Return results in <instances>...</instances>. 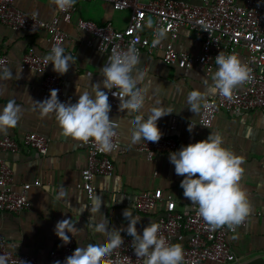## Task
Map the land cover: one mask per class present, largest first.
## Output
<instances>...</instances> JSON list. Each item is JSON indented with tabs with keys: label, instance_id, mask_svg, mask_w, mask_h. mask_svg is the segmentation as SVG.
<instances>
[{
	"label": "crops",
	"instance_id": "obj_1",
	"mask_svg": "<svg viewBox=\"0 0 264 264\" xmlns=\"http://www.w3.org/2000/svg\"><path fill=\"white\" fill-rule=\"evenodd\" d=\"M148 1V0H143ZM199 3L202 0H188ZM20 9L36 13L45 20H53L58 15L53 0H15ZM77 16L95 20L98 23H113L125 28L131 17L130 9H116L106 0H85L78 3ZM61 27L67 32L65 54L72 56L73 65L62 75L65 77L66 94L58 96L61 102L75 103L79 99L76 88L93 92V87L102 83V67L107 63L109 52L101 51L97 41L86 29L80 27L76 19H62ZM171 36L163 39L167 42ZM175 46L179 50L199 54L202 43L188 27H183L176 37ZM50 34L47 30H28L17 28L0 21V53L11 58L9 69L11 78L0 79V112L10 100H14L22 109L17 127L9 129L0 136L12 135L22 139L29 131H38L50 138L46 155L34 149L23 148L19 151H0V157L7 160L14 172V185L20 189L24 183H31L28 196L32 209L20 213L0 211V233L8 240L9 248L17 253L36 256L40 261L53 263L51 250L59 246L62 240L55 234L58 221L71 219L78 228L76 239L79 247L103 244L105 234L97 233L92 227L104 217L109 230L126 229L129 220L123 215L129 209L134 216L140 217L137 223L138 233L150 222H155L166 208V200L160 201L151 212L138 211L133 203L134 197L144 190H162L171 195L179 210L190 208L193 204L184 197L180 187L183 176L175 173L170 163V153H161L152 159L138 149V143L131 141L133 120L137 115L147 119L153 107L172 108V114L160 118L157 122L162 136L173 137L183 144L196 143L207 139L211 132L219 133L223 146L236 155L243 157L244 173L240 181L250 203V218L246 225L240 226L231 235L232 246L240 263L256 256H264V110L253 109L239 113L220 111L211 126L200 123L203 103L199 113L189 109L187 97L193 90L200 91L207 98L210 91L212 74L200 64L181 67L167 63L162 51L151 53L144 50L140 55L137 70L144 74L142 87L148 89L145 107L139 113L120 110L113 114L120 120V141L123 150L113 156L115 173L99 174L95 177L97 187L92 201L86 191L79 186L82 169L88 164V149L83 142L62 134L55 114L44 116L33 101H43V74L21 64L23 54L32 49L37 53L50 54ZM50 63L49 70L53 71ZM22 69V70H21ZM56 73V72H55ZM3 73H0L2 75ZM207 81V84L205 83ZM195 126L188 131L189 124ZM47 188L48 191H44ZM64 191L66 196L57 198ZM100 197V211L93 213V202ZM121 235H127L126 230ZM189 239L187 232L175 237L176 244L185 245ZM201 264H223L206 259ZM234 264V263H233Z\"/></svg>",
	"mask_w": 264,
	"mask_h": 264
},
{
	"label": "built area",
	"instance_id": "obj_2",
	"mask_svg": "<svg viewBox=\"0 0 264 264\" xmlns=\"http://www.w3.org/2000/svg\"><path fill=\"white\" fill-rule=\"evenodd\" d=\"M85 0H76L72 8L67 11L58 10L53 20H45L36 13H28L16 6L15 0H0V21L4 24L24 28L32 31L45 29L50 34V48L61 46L65 50L67 32L61 27V20L76 19L78 25L92 34L101 51L112 52L116 47L125 51L134 45L140 57L144 50L151 53L162 51L163 59L172 65L191 67L194 64L203 65L210 74H214L218 66L215 58L220 53L236 54L250 69L252 79L234 90L231 99L218 94H211L207 99V107L202 108L200 123L211 126L220 111L239 113L246 110H264V0H202L199 3L188 0H106L116 9H130V22L125 28H118L113 23H98L93 19L77 16L78 3ZM152 23L149 25L148 21ZM160 27L167 29L171 39L163 40L154 45L153 40ZM183 27H188L202 43V51L194 54L179 50L175 46V39ZM45 54L30 49L26 51L21 64L43 74L42 89L44 98H50L53 89L58 90V96L66 94L65 77L49 70L45 62ZM11 58L6 53H0V73L9 69ZM108 92L112 111L110 119L115 122V136L113 137L114 150L104 153L98 150L94 142L84 143L88 149V164L82 169V187L89 200L92 201L97 187L95 177L99 174L113 175L115 162L113 156L122 151L120 141V120L113 114L118 112L119 97L112 95L118 89H104ZM194 124V122H191ZM190 123V124H191ZM50 138L38 131L27 132L22 139L12 135L0 136V151H19L23 148L34 149L41 155L49 151ZM187 144L180 143L173 137L162 136L159 142L142 140L138 149L149 159L161 153H172L180 150ZM14 172L9 163L0 157V211L20 213L32 209V202L28 196L31 183H24L20 189L14 185ZM166 200V208L159 215L156 223L160 225V234L168 244H176L175 237L181 232H187L189 239L184 249L183 264H201L206 259H212L223 264H238L240 259L235 252L231 235L240 226H224L212 230L198 215L197 205L188 209L179 210L177 201L166 196L160 190H144L139 192L133 200L138 211L151 212L160 201ZM124 244L113 250L105 258L103 264H143V258L135 255L132 247V237L122 235ZM71 242L54 247L50 254L53 263L40 261L36 256L12 251L8 246L7 238L0 233V256L6 258L7 264H55L73 254L79 247L75 238Z\"/></svg>",
	"mask_w": 264,
	"mask_h": 264
},
{
	"label": "clouds",
	"instance_id": "obj_3",
	"mask_svg": "<svg viewBox=\"0 0 264 264\" xmlns=\"http://www.w3.org/2000/svg\"><path fill=\"white\" fill-rule=\"evenodd\" d=\"M60 11H67L74 6L76 0H53ZM151 20L148 21L150 25ZM167 37V29L160 27L155 35L153 44H159ZM45 62L54 66L53 71L59 75L66 74L73 65L72 56L65 54L61 46H53L50 54L44 57ZM140 57L134 45L125 51L112 49L107 63L102 67L103 85L97 83L93 92L82 91L76 88L79 94L77 102L64 103L58 99V90L50 92V98L43 101H33L47 116L55 114L62 134L65 137L88 143L94 142L98 150L109 153L114 150L113 137L115 136V122L110 119L112 111L109 95L104 89H118L112 95L119 97L120 110L130 113H139L145 107L148 89L142 87L144 74L137 70ZM217 70L212 76L210 91L223 98L231 99L234 90L252 79L251 69L236 54L220 52L215 58ZM22 70V69H21ZM11 70H5L0 79L11 78ZM207 84V81H205ZM189 109L194 114L199 113L201 104L207 107V99L200 91L193 90L187 97ZM21 107L10 100L0 112V132H7L17 127L21 118ZM172 108L153 107L147 119L137 115L133 120L131 129L132 143L141 140L159 142L162 133L157 126L160 118L172 114ZM195 124H189L191 132ZM170 163L175 166V173L183 176L180 187L185 198L191 204L197 205L198 215L205 221L210 229L215 230L227 226L234 228L242 225L250 213V203L240 181L244 168V159L223 146V138L219 133L211 132L207 139L188 144L176 152L170 153ZM44 191H48L47 188ZM67 193L61 191L60 197ZM102 201L96 197L92 212L100 211ZM129 220L126 229L109 230L107 218L92 225L94 231L105 234L107 239L103 244L89 243L84 247H77L73 254L66 257L63 264H103L106 257L113 250L124 244L122 231L132 237V247L138 258H143V264H183L184 249L180 244H168L160 234V225L156 222L143 229L142 235L138 233L137 223L140 217L134 216L129 209L123 213ZM78 228L71 219L57 222L54 232L64 244L71 242L68 233L77 234ZM0 264H7L6 258L0 256ZM55 264H61L56 261Z\"/></svg>",
	"mask_w": 264,
	"mask_h": 264
},
{
	"label": "water",
	"instance_id": "obj_4",
	"mask_svg": "<svg viewBox=\"0 0 264 264\" xmlns=\"http://www.w3.org/2000/svg\"><path fill=\"white\" fill-rule=\"evenodd\" d=\"M240 264H264V256H256Z\"/></svg>",
	"mask_w": 264,
	"mask_h": 264
}]
</instances>
